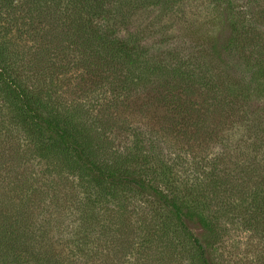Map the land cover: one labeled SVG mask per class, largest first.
<instances>
[{"label": "trees", "instance_id": "trees-1", "mask_svg": "<svg viewBox=\"0 0 264 264\" xmlns=\"http://www.w3.org/2000/svg\"><path fill=\"white\" fill-rule=\"evenodd\" d=\"M182 1L0 0V264H230L232 225L264 246V0H208L229 35L188 55L120 32Z\"/></svg>", "mask_w": 264, "mask_h": 264}, {"label": "rangeland", "instance_id": "rangeland-1", "mask_svg": "<svg viewBox=\"0 0 264 264\" xmlns=\"http://www.w3.org/2000/svg\"><path fill=\"white\" fill-rule=\"evenodd\" d=\"M234 2L251 14L253 9L243 8L247 3L254 6V11L258 10L256 0ZM120 28L123 34L139 32L144 38V44L150 46L151 53L161 56L168 55L172 48L179 55L192 54L194 46L207 45L214 40L223 45V40L229 35V31L223 27V5L208 0H183L170 8H139L129 24L121 25ZM257 106L262 108L264 103H253L254 109ZM157 113L160 114L161 109H157ZM231 228L224 236L226 242L220 244L222 260L224 258L230 264L252 263L264 251L263 244H260L257 237L251 236L250 230H246L243 225H232Z\"/></svg>", "mask_w": 264, "mask_h": 264}]
</instances>
